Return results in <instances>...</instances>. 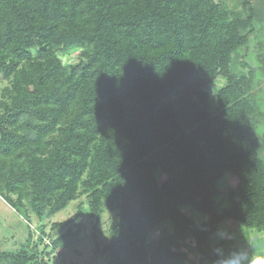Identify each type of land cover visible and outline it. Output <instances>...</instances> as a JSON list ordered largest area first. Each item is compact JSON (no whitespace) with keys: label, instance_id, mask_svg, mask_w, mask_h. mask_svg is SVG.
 <instances>
[{"label":"trees","instance_id":"trees-1","mask_svg":"<svg viewBox=\"0 0 264 264\" xmlns=\"http://www.w3.org/2000/svg\"><path fill=\"white\" fill-rule=\"evenodd\" d=\"M242 10L215 0H0V197L41 220L84 196L86 208L54 230L81 215L95 228L112 212L108 241L93 235L102 264H223L233 239L212 240L221 222L264 231L261 83L254 69L232 67L262 21ZM74 50L63 63L59 54ZM164 222L167 235H151ZM76 238L69 228L48 237L42 255L29 233L0 264H48Z\"/></svg>","mask_w":264,"mask_h":264},{"label":"rangeland","instance_id":"rangeland-1","mask_svg":"<svg viewBox=\"0 0 264 264\" xmlns=\"http://www.w3.org/2000/svg\"><path fill=\"white\" fill-rule=\"evenodd\" d=\"M224 3L230 10L243 12V3L252 6L258 10L259 18L262 21L260 31L250 35V41L246 46L239 48L232 54V67L243 73H248L249 70L254 69L260 79L261 85L255 89L256 97L260 108H264V0H215ZM77 52L70 51L68 53H60L59 58L63 63H72L76 60ZM224 83L221 77L215 80L208 87L211 95H214L218 86ZM5 82L0 81V87L4 86ZM258 120V118H257ZM256 130L259 134V149L262 157H264V109L259 116L256 124ZM227 187L225 181H217V192L215 194V201L217 209L220 210L225 204L224 191ZM81 205L82 209L86 208V199L80 196L78 199L70 202L65 208L59 210L49 218L38 219L32 212L28 217L18 208L8 205L5 200L0 197V252L9 251L16 252L20 250L28 234H31L32 244L35 245L36 251L42 255L49 253V246L46 247L49 239H54L58 235L64 233L68 228L71 232H77L75 242L64 250H56L49 255L48 264H102L103 256L94 252V238L101 242V247L109 239V225L111 222L112 212L104 210L101 215V220L97 227H93L92 221L81 215L75 222L69 226H65L60 230H54L53 224L63 222L74 215V212ZM42 225L43 238L38 242L39 230L38 226ZM239 225V224H238ZM151 235L164 238L167 235L166 223H161L151 233ZM233 239V242L228 244L222 252L223 264H226V258L239 250H249L251 257L264 258V231H256L255 229L245 228L241 225L237 226L232 221H223L218 225L212 240L217 242L220 238ZM183 252L189 253V242L186 240L182 245ZM194 264H208L205 259H198Z\"/></svg>","mask_w":264,"mask_h":264},{"label":"clouds","instance_id":"clouds-1","mask_svg":"<svg viewBox=\"0 0 264 264\" xmlns=\"http://www.w3.org/2000/svg\"><path fill=\"white\" fill-rule=\"evenodd\" d=\"M226 264H264V258L251 257L249 250H239L226 258Z\"/></svg>","mask_w":264,"mask_h":264}]
</instances>
